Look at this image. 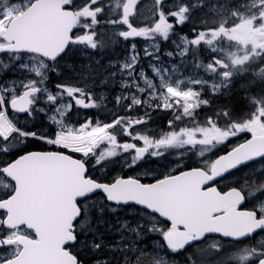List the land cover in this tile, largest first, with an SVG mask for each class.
Segmentation results:
<instances>
[{"label":"snow or ice","instance_id":"obj_1","mask_svg":"<svg viewBox=\"0 0 264 264\" xmlns=\"http://www.w3.org/2000/svg\"><path fill=\"white\" fill-rule=\"evenodd\" d=\"M0 264H264V0H0Z\"/></svg>","mask_w":264,"mask_h":264},{"label":"water","instance_id":"obj_2","mask_svg":"<svg viewBox=\"0 0 264 264\" xmlns=\"http://www.w3.org/2000/svg\"><path fill=\"white\" fill-rule=\"evenodd\" d=\"M23 16H17L13 20L16 22L23 21ZM53 18L46 14L42 13L37 16L35 20H33L29 26L28 30L41 37L47 36L53 26ZM198 174H192V178L189 183L198 180ZM164 199L171 205H179L184 207H190L192 204L191 193L188 188L183 186H174L165 191ZM53 210L51 208L48 209L46 215L49 219H51Z\"/></svg>","mask_w":264,"mask_h":264},{"label":"trees","instance_id":"obj_3","mask_svg":"<svg viewBox=\"0 0 264 264\" xmlns=\"http://www.w3.org/2000/svg\"><path fill=\"white\" fill-rule=\"evenodd\" d=\"M117 51H120V50L118 49ZM121 55H122V53H121Z\"/></svg>","mask_w":264,"mask_h":264}]
</instances>
